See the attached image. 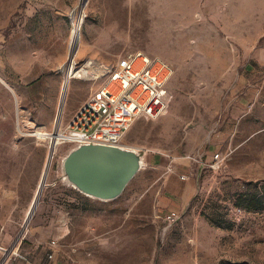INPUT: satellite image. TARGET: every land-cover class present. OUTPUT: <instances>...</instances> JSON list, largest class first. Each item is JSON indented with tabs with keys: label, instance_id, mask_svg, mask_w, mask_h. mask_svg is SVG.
Segmentation results:
<instances>
[{
	"label": "rangeland",
	"instance_id": "obj_1",
	"mask_svg": "<svg viewBox=\"0 0 264 264\" xmlns=\"http://www.w3.org/2000/svg\"><path fill=\"white\" fill-rule=\"evenodd\" d=\"M0 49V264L57 217L71 264H264V0H0ZM134 50L173 65L168 107L122 139L155 164L100 200L64 179L71 144L40 131L64 128L103 82L89 79L98 61ZM170 165L194 192L167 227Z\"/></svg>",
	"mask_w": 264,
	"mask_h": 264
},
{
	"label": "built area",
	"instance_id": "obj_2",
	"mask_svg": "<svg viewBox=\"0 0 264 264\" xmlns=\"http://www.w3.org/2000/svg\"><path fill=\"white\" fill-rule=\"evenodd\" d=\"M72 25H74L73 20ZM1 60L0 49V62ZM89 61L94 67L95 63ZM69 64L70 60L65 63L66 67ZM74 65L79 68L82 64L76 60ZM173 74L174 67L169 61L143 50L130 51L120 56L112 65L98 61L95 70L91 69L89 79L94 84L97 80H104L96 86L88 100L61 129L63 135L59 140L70 143L71 147L82 143L122 145L125 133L138 117L155 119L165 113L168 107V83ZM59 129V126L57 129L55 126L47 131L45 139H49L50 147L59 141L52 137L55 132L58 134ZM34 134L39 137L36 131ZM219 158L220 153H215L216 163ZM214 166L215 164H212V167ZM169 170L174 171L172 165L169 166ZM189 176L185 173L180 174L182 180H187ZM237 211L241 213L242 209ZM178 218L179 214L176 211L170 212L165 217L166 226L168 227ZM51 244L58 246L59 240L53 239ZM13 250L11 252L21 260L30 261L26 253L18 249L14 252ZM48 258L53 260L55 253H49Z\"/></svg>",
	"mask_w": 264,
	"mask_h": 264
},
{
	"label": "water",
	"instance_id": "obj_3",
	"mask_svg": "<svg viewBox=\"0 0 264 264\" xmlns=\"http://www.w3.org/2000/svg\"><path fill=\"white\" fill-rule=\"evenodd\" d=\"M144 165L145 155L135 148L98 143L72 147L62 159L63 176L69 184L105 201L118 198ZM43 186L44 183H40L37 201L26 222L36 208Z\"/></svg>",
	"mask_w": 264,
	"mask_h": 264
},
{
	"label": "crops",
	"instance_id": "obj_4",
	"mask_svg": "<svg viewBox=\"0 0 264 264\" xmlns=\"http://www.w3.org/2000/svg\"><path fill=\"white\" fill-rule=\"evenodd\" d=\"M27 97L28 95L25 96V98ZM71 118L72 116L65 122L64 126L68 124ZM43 121L42 125H44L47 129L49 125H51V122L53 123L51 119ZM54 127L55 125L53 124L52 129ZM62 145L63 143L60 146ZM145 161L149 164H155L153 163V155L151 154H149L147 158L145 157ZM176 171L177 170H174L167 176L164 187L162 188V194L159 196L158 207L159 211L164 214V221L166 215L170 212H178L183 209L194 192V181L192 179L182 181ZM191 174L193 175V173ZM190 177L191 175L189 178ZM66 232L67 222L60 217L52 218L48 222L35 223L30 228L26 241L22 246V252L24 251V253L29 256L30 261L26 262L16 259V261L12 263L9 262L8 264H71V261L64 255V250L61 245L59 244L58 246H53L51 244V240H60V237H63ZM14 251L15 250H13V252ZM51 252L55 253V258L53 260L48 258V254Z\"/></svg>",
	"mask_w": 264,
	"mask_h": 264
},
{
	"label": "bare ground",
	"instance_id": "obj_5",
	"mask_svg": "<svg viewBox=\"0 0 264 264\" xmlns=\"http://www.w3.org/2000/svg\"><path fill=\"white\" fill-rule=\"evenodd\" d=\"M95 65H97V63L95 64ZM7 84V83H6ZM10 88L13 90V88L10 86ZM37 126V125H36ZM60 129V131H58V134H57V132H55V134H53L52 136H54V135H56V136H58L59 137V139H61L62 138V135H63V132H61L62 130V126H60L59 127ZM38 129V128H37ZM40 133H41V135L42 136H45V137H47V135H46V133L47 132H45V131H40ZM64 137V136H63ZM58 139V140H59ZM63 143V141H61V140H59L58 142H57V145H58V147L61 145ZM124 146H126V147H130V148H135V147H132V146H129V145H125V144H123ZM136 149V148H135Z\"/></svg>",
	"mask_w": 264,
	"mask_h": 264
}]
</instances>
